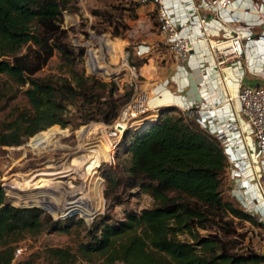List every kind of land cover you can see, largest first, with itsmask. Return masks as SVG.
Listing matches in <instances>:
<instances>
[{"label":"trees","instance_id":"16d2710c","mask_svg":"<svg viewBox=\"0 0 264 264\" xmlns=\"http://www.w3.org/2000/svg\"><path fill=\"white\" fill-rule=\"evenodd\" d=\"M71 2L0 0V73L18 86L26 85L23 94L31 110L19 115L14 127L23 129L24 135L39 130L26 141L27 149L45 145L54 128L66 127L60 122L66 103L78 100L90 116L99 115L107 123L121 108L115 102L99 101L106 87L109 92L115 88L113 82H100L76 68L83 51L74 52L61 25L62 12ZM54 52L64 72L57 77L35 76ZM141 125L131 131L126 144L127 185L141 182L152 204L126 212L117 222L96 221L92 227L82 218L52 217L56 226H77L89 235L74 251L49 247L47 254L54 264H247L264 260L263 254L246 255L235 247L232 236L238 232L233 218H254L223 195L226 156L219 140L170 106ZM4 143L0 130V144ZM111 163L105 162L107 167ZM72 171L46 173L62 176ZM102 175L106 186L117 184L111 169ZM52 178L39 176L38 180ZM5 203L10 202H0V264H10L16 242L25 234H37L45 224L40 209ZM16 264L32 263L26 259Z\"/></svg>","mask_w":264,"mask_h":264},{"label":"rangeland","instance_id":"374dc122","mask_svg":"<svg viewBox=\"0 0 264 264\" xmlns=\"http://www.w3.org/2000/svg\"><path fill=\"white\" fill-rule=\"evenodd\" d=\"M61 25L67 30L65 40L74 52L79 48L83 51L75 62L76 68L100 82L114 83L115 88L109 92L106 87L99 101L115 102L121 108L117 117L107 123L99 115L90 116L84 109L87 106L82 107L78 100L66 103L60 121L66 127L54 128L45 145L27 149L26 141L39 130L24 135L23 129L14 127L19 115L31 112L23 94L26 85L18 86L0 73V130L5 140L0 144V202L7 200L10 203L5 204L10 206L38 208L45 222L37 234H25L16 242L15 248L20 251L10 264L26 259L32 264H54L47 254L49 247H67L74 251L79 241L89 239L84 229L56 226L52 217L82 218L87 225L92 223V227L96 221L117 222L126 212H138L152 204L148 193L141 190V182L132 187L127 185L129 156L126 144L131 131L149 118H155L160 109L155 116L138 115L124 120L123 132L114 130V125L122 123V111L127 104L139 91H145L139 87L143 85L144 77L138 75V67L146 60L134 57L132 47L141 40L153 46L149 56L152 64L147 68L149 72H154V65L164 66L158 58L160 53L155 57L158 52L164 55L167 52L159 43L154 10L150 6H140L135 0H72L70 7L62 12ZM89 50L97 54L98 65L103 67L100 70L91 68ZM131 66H134L136 75ZM63 70L58 54L54 52L35 76L57 77ZM176 110L182 114L178 108ZM112 131L114 133L110 134ZM111 161V167H107L105 162L110 164ZM108 169L113 171L117 184L106 186L102 171ZM67 170L73 171L62 176L46 173ZM39 176L53 178L38 180ZM222 188L224 197L244 210L236 201L240 191L237 181L230 175L227 160ZM233 222L238 232L232 236L236 237L237 251H245L246 255H264V226L255 218L248 221L234 217ZM247 264H264V260Z\"/></svg>","mask_w":264,"mask_h":264},{"label":"built area","instance_id":"2783aa9c","mask_svg":"<svg viewBox=\"0 0 264 264\" xmlns=\"http://www.w3.org/2000/svg\"><path fill=\"white\" fill-rule=\"evenodd\" d=\"M135 2L154 10L159 43L178 70L149 90L139 91L114 130L123 132L124 120L157 111L153 100L161 98L179 71L198 70L199 99L172 106L219 140L230 175L237 181L238 201L264 226V85L242 82L247 74L264 72V0ZM132 49L134 57L146 58L153 46L138 43ZM19 251L16 247L14 255Z\"/></svg>","mask_w":264,"mask_h":264},{"label":"crops","instance_id":"0c3cea01","mask_svg":"<svg viewBox=\"0 0 264 264\" xmlns=\"http://www.w3.org/2000/svg\"><path fill=\"white\" fill-rule=\"evenodd\" d=\"M139 43L148 44L145 40H141ZM155 57H158L160 61H163L164 64L163 67H157L156 65H154L155 66L154 72H149L147 68L150 64H152L151 57H146L144 59L146 60V62L143 64V66L138 67V75L140 77H144L143 85L142 84L139 85V87L143 88V90H149L152 84L157 82L160 83L165 79H169L170 77H173L175 71L178 70L175 61L168 54L164 55L162 52H158L157 55H155ZM200 78H201L200 74L196 69H191V70L186 69L184 71H179V74L177 73L175 75L173 81L169 82L168 85L164 87L161 93V98L153 100V102L158 103L159 109H161L163 107H169V106L173 107L172 106L173 102L197 101L199 99V90L197 85ZM242 82L244 84L264 85V72L260 73L259 76H253L247 74L243 78ZM149 114L153 116L152 113ZM152 119H154V117L149 118V120ZM262 190L264 192V183Z\"/></svg>","mask_w":264,"mask_h":264},{"label":"bare ground","instance_id":"6f19581e","mask_svg":"<svg viewBox=\"0 0 264 264\" xmlns=\"http://www.w3.org/2000/svg\"><path fill=\"white\" fill-rule=\"evenodd\" d=\"M96 54V53H95ZM94 54V52H92L91 50H89L88 52V56H89V62H90V65H91V68H95L96 70H100L101 66L98 65V62L96 60V55ZM99 61V60H98ZM157 111H153L152 114L154 115ZM156 115V114H155ZM149 116V115H148ZM120 127V126H118ZM43 208V207H42ZM57 219V218H55Z\"/></svg>","mask_w":264,"mask_h":264}]
</instances>
